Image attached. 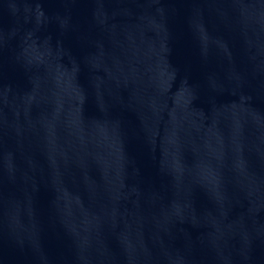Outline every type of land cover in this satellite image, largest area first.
Returning a JSON list of instances; mask_svg holds the SVG:
<instances>
[{
    "label": "water",
    "instance_id": "water-1",
    "mask_svg": "<svg viewBox=\"0 0 264 264\" xmlns=\"http://www.w3.org/2000/svg\"><path fill=\"white\" fill-rule=\"evenodd\" d=\"M0 264H264V0H0Z\"/></svg>",
    "mask_w": 264,
    "mask_h": 264
}]
</instances>
